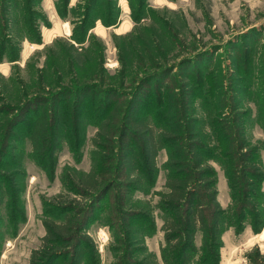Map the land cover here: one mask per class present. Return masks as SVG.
Segmentation results:
<instances>
[{"label":"rangeland","instance_id":"obj_1","mask_svg":"<svg viewBox=\"0 0 264 264\" xmlns=\"http://www.w3.org/2000/svg\"><path fill=\"white\" fill-rule=\"evenodd\" d=\"M87 2L69 0L66 6L64 0H0V188L9 189V200L15 197L23 212L14 220L12 200H6L0 264H29L46 235L45 208L58 195L64 201L81 200L63 188L61 178L72 170L90 171L91 139L99 120L93 110L111 93L125 96H110L108 102H117L122 111L133 106V112L140 114L149 109V102L167 103L173 95L171 106L189 109L193 131L214 157L209 164L220 178L224 177L219 163L223 148L215 142V129L231 126L236 116L234 124L242 127L248 150L256 154L241 163L244 170L237 190L232 193L228 183L225 188L229 214L220 264H264L260 258L264 257V179L245 173L252 165L264 175V0H115L112 26L98 19H110L107 9L112 1L99 0L87 23L89 30L83 27L82 16ZM131 3L140 4L134 12ZM159 73H167L166 79L157 77ZM148 74L155 75L153 81L140 89ZM86 86L93 89L80 95ZM154 102L152 112L160 110ZM229 105L238 110L230 111ZM45 110L50 131L60 140L53 175L51 160L36 159L25 138ZM76 136L84 145L81 154L75 147ZM165 155L159 153L158 166ZM111 164L103 161L102 166ZM160 174L157 187L150 191L141 187L128 195L120 192L124 217L121 221L114 213L117 220L112 227L107 211L117 201L109 197L95 205L92 224L83 231L95 247L86 264H140L149 257L158 264L160 251L158 257L151 251L164 244L158 212H154L156 229L151 234L138 229L146 221L127 219L124 214L155 204L153 193L164 189V171ZM223 198L221 194L222 202ZM89 202L80 204H87L88 210ZM239 203L252 216L236 233L234 219L228 216ZM196 246L200 247V235Z\"/></svg>","mask_w":264,"mask_h":264},{"label":"trees","instance_id":"obj_2","mask_svg":"<svg viewBox=\"0 0 264 264\" xmlns=\"http://www.w3.org/2000/svg\"><path fill=\"white\" fill-rule=\"evenodd\" d=\"M98 1L89 0L85 5L82 15L83 27H87L91 14L98 6ZM111 1L112 4H109L107 9L108 13L110 11V19L98 18L104 26L115 24L117 15L113 14L115 0ZM64 3L66 6L69 5V0H64ZM139 5L131 3L133 12ZM133 18L135 21L139 19L136 16ZM89 29L87 27V30ZM160 73L157 77L163 75L161 79H166L167 73ZM154 77V74L145 76L139 88H144L153 81ZM92 89L91 86H86L80 91V95H86ZM101 93L103 97L104 93ZM69 95L70 93H67L64 97ZM110 96L119 99L125 94H108L107 98H104L106 100L93 110L99 120L91 139L93 165L90 171L80 173L72 170L71 174L64 173L61 178L63 188L67 187L82 201H91L89 202L91 208L86 210L87 204L83 203L82 206L79 198L64 201L62 196L58 195L54 203L45 208L43 225L46 235L42 238L41 247L32 252L29 264H56L59 261L60 264L90 262L88 256L92 255V252L95 253V247L91 243V238L83 231L92 224L91 217L96 210L95 205L109 197L117 201V205L110 206L107 211V223L112 227L117 220L114 213L119 214L121 221L124 217L119 207L122 204L120 192L125 190L128 195L139 191L141 187L150 191L155 187L161 170L165 174L164 189L153 193L157 198L155 204L153 206L147 204V208L140 210L141 212L132 209L124 215L127 219L146 221L147 224L142 226L144 228L138 229L151 234L156 229L154 212H158L164 233V244L159 249L162 264H220L223 228L229 213L217 200L216 170L209 164L214 157H211L209 150L201 142L200 135L193 131L194 122L187 113L189 109L183 107L177 109L171 106L173 99L171 95L170 101L166 99L167 103L162 102L161 99L148 103L149 109L154 102L153 106H158L162 111L152 112L148 109L140 114L138 111L133 112V106L124 107L122 111L117 102L116 104L108 102ZM181 104L177 103V105ZM214 108L217 106L215 105ZM226 108L234 113L238 110L235 105ZM235 119L236 116L234 123H236ZM75 120L77 122L78 117H75ZM234 123L231 126L224 125L223 129L214 128L217 132L215 142L223 148L221 160L217 158L215 160H220L224 177L232 193L237 190V180L244 170L241 163L249 159L251 161L256 154L255 150H248V142L245 140L242 127ZM53 137L54 134L49 127V113L45 110L35 119L25 138L30 143L36 159L40 162L51 160L49 167L51 175L54 174L60 144L59 138L56 135ZM75 147L78 149V154L83 152L84 145L79 136L75 138ZM113 148H116L115 154ZM161 151L165 152L166 161L159 167L157 159ZM103 161L114 165L102 166ZM248 171L245 172L247 176L264 179V175L252 165H249ZM8 192L9 189L6 191L5 188H0V224L3 221L6 200H9ZM15 199V197L10 199L13 206L11 216L16 217L14 220L22 217L23 214L17 207ZM245 207L240 204L236 211L228 216L234 219L232 226L236 233H240L244 228L243 223L247 216H252ZM252 225L256 231V225ZM197 235H200L199 248L196 246ZM260 258L264 263V257L260 256ZM143 261L140 264L155 263L152 257Z\"/></svg>","mask_w":264,"mask_h":264},{"label":"crops","instance_id":"obj_3","mask_svg":"<svg viewBox=\"0 0 264 264\" xmlns=\"http://www.w3.org/2000/svg\"><path fill=\"white\" fill-rule=\"evenodd\" d=\"M164 160L166 161V155H165V159ZM160 176H161V174L159 173V176H158L159 179H160ZM158 181L159 180L157 179V182H156V185H155L156 187H157ZM164 181H165V177H164ZM163 185H164V182H163ZM226 187H227V182H226L225 177L220 178V176H217V192H218V194H217V200H218L220 206L222 208H224V209L229 205V198L226 199V189H227ZM221 194H224L225 195V199L223 198V202L221 201ZM224 236L225 235L223 234L222 235L223 247L221 249H223L224 246H225ZM159 243L162 244V238H159ZM151 249H152L151 251H153V253L156 254L155 256L158 257V254H159V245H157L155 248H151ZM158 264H162L160 255H159V262H158Z\"/></svg>","mask_w":264,"mask_h":264}]
</instances>
